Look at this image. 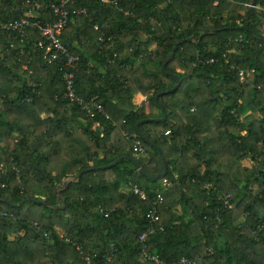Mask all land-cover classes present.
Segmentation results:
<instances>
[{
    "label": "trees",
    "instance_id": "obj_1",
    "mask_svg": "<svg viewBox=\"0 0 264 264\" xmlns=\"http://www.w3.org/2000/svg\"><path fill=\"white\" fill-rule=\"evenodd\" d=\"M56 1L0 0V264H98L111 251V264H157L142 256L143 243L166 263L199 256L197 264H264V22L246 5L252 0H77L71 8L84 12L62 31L80 54L75 88L109 119L90 118L62 96L61 72L43 59L36 28L21 37L1 27L21 16L52 20L32 3ZM253 1L264 14V0ZM171 74L178 87L155 99L175 84ZM137 93L149 95L148 109L133 104ZM161 106L166 119L141 123L138 133L135 123L160 117ZM121 156L146 174L123 158L65 182ZM163 161L165 189L162 177L148 176ZM125 185L146 199L123 193ZM158 189L164 231L141 242Z\"/></svg>",
    "mask_w": 264,
    "mask_h": 264
},
{
    "label": "built area",
    "instance_id": "obj_2",
    "mask_svg": "<svg viewBox=\"0 0 264 264\" xmlns=\"http://www.w3.org/2000/svg\"><path fill=\"white\" fill-rule=\"evenodd\" d=\"M77 0H57L56 2H50L47 4L40 3V2H33V12H37L36 15L39 14L38 10L42 7H46L49 11L50 17L52 20L48 21H41L40 19L31 21L28 17L21 16L17 19L9 21L7 23H3L1 25L2 28L7 30L8 32H15L17 35L21 37L26 35V29L28 27L36 28L41 36L42 40L38 42V46L43 49L42 57L45 62L50 65L54 66L55 69L61 72L63 81H64V92L63 97L68 99L70 102L75 103L80 107L81 110L85 112V114L90 118H96L98 115L103 116L105 119H109L108 114L105 112L104 107L101 103L95 100H86L77 94L75 88V73L74 68L76 63L80 60V54L77 52H72L71 44L68 41H65L62 37V31L65 26L68 24L70 17L72 14H77L84 12V9H74L71 8ZM91 1H105V0H91ZM116 3V1H114ZM247 6H251V3L246 4ZM256 9L259 8L256 6ZM37 10V11H35ZM40 15V14H39ZM103 25L95 24L94 29L102 30ZM10 35V34H9ZM105 35L101 31L99 36V40L101 42L104 41ZM242 39V35H240ZM213 59H210L209 62H212ZM239 76L241 79L244 78V71L241 70L239 72ZM30 98H26L25 100H29ZM94 124L99 126V120H95ZM111 125H116L115 121H111ZM123 134H127L126 131L122 130ZM167 133L165 130L164 134ZM133 150L136 152L144 153V148L135 141L133 144ZM161 189H165L171 185V182L167 179L162 177L160 182L158 183ZM161 189L157 190L156 196L150 201L149 208L146 213V218L148 220V227L145 232L139 235V240L143 242L147 235L153 234L156 232H163L164 226L160 222V217L158 214V206L163 201V191ZM131 190L140 195L142 199H146V191L139 190L136 186H131ZM224 200L225 205H229V194H226L222 197ZM100 211H103L101 206H98ZM108 212L105 211L104 215L107 216ZM3 216L7 215L6 212H3ZM11 216V215H10ZM17 218L18 217H13ZM36 225V223H35ZM75 244L76 249L80 252L82 259L87 263H92L90 255L82 249V245L78 242H73ZM210 251V249H207ZM113 252L111 251L109 254L104 256L98 264H111ZM142 256L148 260L153 261L157 264H197L200 260V257H187L181 256L176 260H172L169 263H166L162 260L158 254L148 252L146 249V244L143 243L142 246Z\"/></svg>",
    "mask_w": 264,
    "mask_h": 264
},
{
    "label": "water",
    "instance_id": "obj_3",
    "mask_svg": "<svg viewBox=\"0 0 264 264\" xmlns=\"http://www.w3.org/2000/svg\"><path fill=\"white\" fill-rule=\"evenodd\" d=\"M250 9H251L253 12H257V13L261 16V18H262V22H261V24H263V22H264V14H262V13H260V12L257 11V9H256V7H255V3H254L253 0H252V2H251ZM258 36H259V38H260L261 40H264V31L261 32V33H258ZM187 40H192V38H187ZM182 41H184V40H182ZM177 44H178V42H176V43L174 44V47H173V49H172L171 54L168 56V58L165 60V62H164V63L162 64V66H161V70H162V72H164V73H167V71H166V69H165V66H166L167 62L170 61V60L173 58V56H174V54H175V50H176ZM171 75H172V77H173L174 80H175V84H174L170 89H168V90H166V91H164V92H159V93H157L156 96H155V99H157L158 96L161 95V94H163V93H170V92H173V91L178 87V85H179V83H180V78H179V76H178L177 74H171ZM165 119H166V111H165L164 107L161 106V116H160V117H157V118H144V119H140V120H138V121L135 123V128H136L137 132L140 133V131H139V125H140L141 123H145V122L150 121V120H152V121H164ZM123 158H129L130 160H132V161L134 162L135 166H136L138 169H140L144 174H146L145 171L141 168V166H140L139 163L135 160L134 157H132V156H121V157L115 159V160H114L113 162H111V163L104 164V165H100V166H97V167H92V166H91V167L84 168V169L80 170V171L78 172V174L75 176L74 180H78L84 172H87V171H90V170H93V169H103V168L111 167V166L117 164V163H118L120 160H122ZM166 173H167V164H166L165 161H163V170H162V172H159V173H156V174H148V176H149L150 179H152V180H156V179H158V178L164 177V176L166 175ZM58 194H59V193H58ZM25 201H26V200H22V201H20L19 203L15 204V206H20V205H22ZM38 202H39V201H38ZM58 206H59V204H57V207H58ZM62 207L64 208V206H62Z\"/></svg>",
    "mask_w": 264,
    "mask_h": 264
},
{
    "label": "crops",
    "instance_id": "obj_4",
    "mask_svg": "<svg viewBox=\"0 0 264 264\" xmlns=\"http://www.w3.org/2000/svg\"><path fill=\"white\" fill-rule=\"evenodd\" d=\"M74 44L76 46H78V44H76V43H74ZM132 101H133V104H135L136 106H140L141 104H145V107L148 109V100L145 97V95H143L142 93H137L134 96V98H133ZM94 126H96V125L94 124ZM98 127H100V126H98ZM99 129L101 130L102 128L100 127ZM69 178H71V177H69ZM69 178L67 180L65 179L66 180L65 182H67L69 180H72V179H69ZM130 189H131V187H128V186L125 185V186H122L121 191L123 193H127L128 191H130ZM177 212H179V209H177ZM245 223H246V216H244V215L241 216V217H239L237 219V221H236V225L237 226H243V225H245ZM56 229H57L58 234L61 237H64L65 236L66 233H65V231L62 228L57 227ZM191 230L194 232V234H199L200 233V230H199V228L197 226L191 225Z\"/></svg>",
    "mask_w": 264,
    "mask_h": 264
},
{
    "label": "rangeland",
    "instance_id": "obj_5",
    "mask_svg": "<svg viewBox=\"0 0 264 264\" xmlns=\"http://www.w3.org/2000/svg\"><path fill=\"white\" fill-rule=\"evenodd\" d=\"M28 13L31 14V13H32V10H31L30 12H28ZM176 70L182 72V69H180V68H177ZM148 96H149V95H145V97L147 98V100H148ZM141 98H142V97H141ZM155 112H156V109H155ZM248 162H249L250 164L252 163V161H250V160H248ZM67 179H68V178H67ZM67 179H66V180H67ZM69 179L74 180V178H72V177L69 178ZM66 180H65V181H66ZM205 186H206V185H205ZM176 211H177V209H176ZM242 216H243V215H242ZM240 217H241V216H240Z\"/></svg>",
    "mask_w": 264,
    "mask_h": 264
}]
</instances>
